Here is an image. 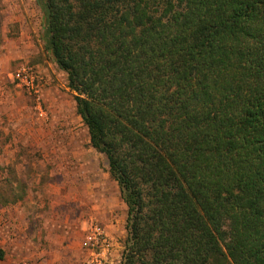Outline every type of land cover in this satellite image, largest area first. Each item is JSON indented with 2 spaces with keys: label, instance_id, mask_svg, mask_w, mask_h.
I'll return each mask as SVG.
<instances>
[{
  "label": "trees",
  "instance_id": "16d2710c",
  "mask_svg": "<svg viewBox=\"0 0 264 264\" xmlns=\"http://www.w3.org/2000/svg\"><path fill=\"white\" fill-rule=\"evenodd\" d=\"M126 206L121 264H264V0H36Z\"/></svg>",
  "mask_w": 264,
  "mask_h": 264
},
{
  "label": "rangeland",
  "instance_id": "374dc122",
  "mask_svg": "<svg viewBox=\"0 0 264 264\" xmlns=\"http://www.w3.org/2000/svg\"><path fill=\"white\" fill-rule=\"evenodd\" d=\"M9 3L0 1V264H88L101 252L86 240L96 227L108 258L117 226L121 264L126 206L107 160L44 50L41 7Z\"/></svg>",
  "mask_w": 264,
  "mask_h": 264
},
{
  "label": "built area",
  "instance_id": "2783aa9c",
  "mask_svg": "<svg viewBox=\"0 0 264 264\" xmlns=\"http://www.w3.org/2000/svg\"><path fill=\"white\" fill-rule=\"evenodd\" d=\"M16 77L19 81H23V77L20 73H17ZM86 240L89 245L96 248L97 252L99 251V248L101 249V252L93 255L94 259L89 261L88 264H107L108 260L105 256L109 252L110 245L106 242L104 234L100 231V229L97 227L93 228L89 233H87Z\"/></svg>",
  "mask_w": 264,
  "mask_h": 264
},
{
  "label": "crops",
  "instance_id": "0c3cea01",
  "mask_svg": "<svg viewBox=\"0 0 264 264\" xmlns=\"http://www.w3.org/2000/svg\"><path fill=\"white\" fill-rule=\"evenodd\" d=\"M2 3H8V2H11V4H10V7L12 8V7H17L18 5L20 6V4L19 3H22L23 2V0H17V2H14V1H16V0H0ZM13 5V6H12ZM11 18H15V21H18V18H22V16H13V17H11ZM118 226L115 228V235L114 234H112L111 233V231L110 230H107L106 231V233L108 234V235H114L112 238H113V240H112V249H111V253L109 254V257L107 258V260H108V263L107 264H114V261H115V259H116V256H117V254H118V251L120 250L119 249V247L121 246L117 241H118ZM115 263H116V261H115Z\"/></svg>",
  "mask_w": 264,
  "mask_h": 264
},
{
  "label": "bare ground",
  "instance_id": "6f19581e",
  "mask_svg": "<svg viewBox=\"0 0 264 264\" xmlns=\"http://www.w3.org/2000/svg\"><path fill=\"white\" fill-rule=\"evenodd\" d=\"M112 211V210H111Z\"/></svg>",
  "mask_w": 264,
  "mask_h": 264
}]
</instances>
